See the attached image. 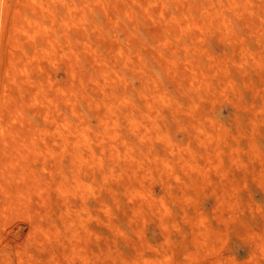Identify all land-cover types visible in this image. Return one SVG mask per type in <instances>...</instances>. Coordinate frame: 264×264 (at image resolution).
I'll use <instances>...</instances> for the list:
<instances>
[{"label": "rangeland", "instance_id": "1", "mask_svg": "<svg viewBox=\"0 0 264 264\" xmlns=\"http://www.w3.org/2000/svg\"><path fill=\"white\" fill-rule=\"evenodd\" d=\"M0 264H264V0H0Z\"/></svg>", "mask_w": 264, "mask_h": 264}, {"label": "bare ground", "instance_id": "2", "mask_svg": "<svg viewBox=\"0 0 264 264\" xmlns=\"http://www.w3.org/2000/svg\"><path fill=\"white\" fill-rule=\"evenodd\" d=\"M68 145H70V147H71V149L70 150H73L76 154L75 155H73L72 153H70V152H67L66 153V155H68L67 156V158L69 157L70 158V161H71V166H72V164H76V165H80V163H81V159L79 158V157H81L82 155H83V153H82V151L79 149V145L77 144V142L75 143V144H72V143H68L67 141H65V146H66V148H67V146ZM66 148H64V149H66ZM68 149V148H67ZM90 150H89V152H91V153H94V149H92V148H89ZM62 158V157H61ZM60 158V159H61ZM65 158V157H64ZM59 160V159H58ZM63 161V160H62ZM59 163V162H58ZM65 164V161L64 162H62V166H65L64 165ZM44 165H46V163L44 164ZM61 165V164H60ZM89 166V165H88ZM81 167V166H80ZM3 168V167H2ZM58 168V167H57ZM79 169V168H78ZM63 170H65V169H63ZM81 170V169H80ZM47 171V170H46ZM73 171V170H72ZM49 172V171H48ZM57 172V171H56ZM14 173H16V172H14ZM51 173H52V171H51ZM55 173V172H54ZM58 173V172H57ZM72 173H74V172H72ZM50 176V175H49ZM52 176V175H51ZM55 176V175H54ZM39 177V176H38ZM63 177V176H62ZM107 177V176H106ZM51 178V177H50ZM89 178L90 179H93V180H95V169H94V166L93 167H91V173H90V175H89ZM76 180V179H75ZM28 181V180H27ZM77 181H79V179L77 180ZM76 181V182H77ZM14 182V181H13ZM25 181H22V182H18V180H17V183H16V186L17 187H19V185H18V183H20V185L21 184H23V186H25V184L26 183H24ZM64 182V181H63ZM40 183H41V181H40ZM81 183V182H80ZM80 183H78V185L80 184ZM50 184H51V182H50ZM64 186V185H63ZM94 187V186H93ZM80 188V187H79ZM82 188V187H81ZM80 188V189H81ZM77 189V188H76ZM76 189H74V191L76 190ZM83 189H85V188H83ZM86 190V189H85ZM77 191V190H76ZM94 190L93 189H91V193L90 192H88V194H90L91 195V197H90V200H88V202L89 203H91L90 201H91V199H94V200H96V197H95V193L93 192ZM72 192H73V190H72ZM84 193V192H83ZM77 194V193H76ZM85 199V198H84ZM85 203H86V200H85ZM84 204V203H83ZM83 206H85V205H83ZM72 208V207H71ZM71 208H70V210H71ZM85 208V207H84ZM91 209V208H90ZM87 210V209H86ZM89 210V209H88ZM70 217V218H69ZM68 217V220L70 221V225H71V222H75V220L74 219H72V216L70 215ZM80 221V220H79ZM81 222V221H80ZM18 225V224H17ZM20 227H21V225H18L17 226V230H19L20 229ZM22 229V228H21ZM71 241H70V239H68L66 242H65V247H68V246H70L71 245V243H70Z\"/></svg>", "mask_w": 264, "mask_h": 264}]
</instances>
